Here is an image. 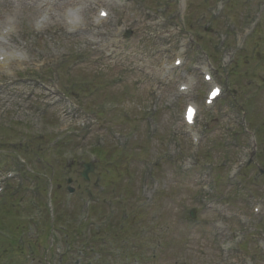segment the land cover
Masks as SVG:
<instances>
[{
	"label": "rangeland",
	"instance_id": "obj_1",
	"mask_svg": "<svg viewBox=\"0 0 264 264\" xmlns=\"http://www.w3.org/2000/svg\"><path fill=\"white\" fill-rule=\"evenodd\" d=\"M216 1L185 0V12L171 0H128L124 4L0 0V30L8 25L13 28L5 34L7 44H0V53L23 54L22 59L0 68V178L9 171L15 173L5 184L0 182L5 187L0 196L22 184L18 196H8L10 202L4 206L0 203V218L11 234L25 230L21 238L39 252L26 263L20 262L24 253L10 242L8 255L0 254V264L17 260L15 264H59L60 254L68 252L72 228L82 229L80 239L89 238L94 244L86 245L88 250L75 244L65 256L67 264H252L256 255L264 258V220L253 213L257 204L264 212V20L248 37L246 32L242 35L255 13L260 14L257 2L263 0H224L226 10L210 26L209 18L201 16ZM100 5L112 15L96 23ZM68 7L80 10L81 21L76 26L65 22ZM165 8L168 13L162 11ZM174 8L177 13L171 17ZM233 23L235 27L229 28ZM122 28L132 31L131 37L118 35ZM234 39L241 46L240 53L232 66L229 62L223 69L220 59L225 55V61L233 59L231 47L235 45L230 42ZM218 40L221 45L216 55ZM88 46L92 48L86 56H76ZM96 46L112 56L101 60L93 49ZM199 48L210 54L216 80L226 91L212 109L203 104L210 85L201 77L200 68L208 62L206 57H197ZM179 50L185 66L178 72L172 61ZM180 78L194 82L188 97L175 96ZM194 101L200 106L199 121L197 127L188 129L183 110ZM243 115L249 124L263 127L258 154L237 177L220 180L217 186L216 173L224 177L239 160L242 148L229 145L224 154V143L228 146L243 127ZM110 131L116 136L112 138ZM189 131L201 135L202 158L209 159V165L202 166L200 159V167L197 161L194 168L186 167L192 144L186 135ZM99 134L106 136V147L97 154L99 162L87 182L82 178L83 164L90 162L88 148ZM38 135L45 138L39 141ZM56 136L64 140L51 149L47 142ZM241 139L255 151L246 136ZM225 159L227 164L220 168ZM156 181L161 188L155 202L146 206L143 199L151 197ZM204 183L211 184L207 192ZM49 185L54 188L63 223L54 220V226L44 222L37 226L36 215L41 210L37 213L28 201H47ZM69 186L75 189L73 195L67 191ZM100 187L106 189L102 195L97 191ZM89 192L91 199L99 200L87 209L81 199ZM120 194L126 195V203L115 205L118 214L111 226L92 240L95 229L89 228V209L100 204L96 209L107 215V202L119 201ZM126 207L131 213L129 222L119 224ZM191 211H195L194 221L189 217ZM47 213L50 221L56 216L50 208ZM45 246L55 247L54 252ZM10 257H15L12 263Z\"/></svg>",
	"mask_w": 264,
	"mask_h": 264
},
{
	"label": "bare ground",
	"instance_id": "obj_2",
	"mask_svg": "<svg viewBox=\"0 0 264 264\" xmlns=\"http://www.w3.org/2000/svg\"><path fill=\"white\" fill-rule=\"evenodd\" d=\"M74 16H72V18H73ZM256 31V30H255Z\"/></svg>",
	"mask_w": 264,
	"mask_h": 264
},
{
	"label": "snow or ice",
	"instance_id": "obj_3",
	"mask_svg": "<svg viewBox=\"0 0 264 264\" xmlns=\"http://www.w3.org/2000/svg\"><path fill=\"white\" fill-rule=\"evenodd\" d=\"M215 94V93H214Z\"/></svg>",
	"mask_w": 264,
	"mask_h": 264
}]
</instances>
